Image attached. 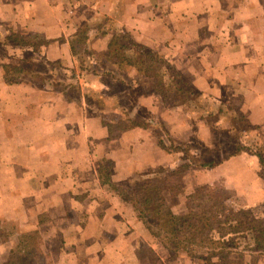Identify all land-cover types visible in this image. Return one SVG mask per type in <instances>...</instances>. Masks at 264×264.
<instances>
[{
  "label": "crops",
  "instance_id": "obj_1",
  "mask_svg": "<svg viewBox=\"0 0 264 264\" xmlns=\"http://www.w3.org/2000/svg\"><path fill=\"white\" fill-rule=\"evenodd\" d=\"M86 7L85 0H0V220L13 218L18 230L0 243V249L8 244L2 264L18 236L33 231L46 252L58 247L50 252L55 264H194L160 242L150 262L133 230L149 235L134 212L113 196L114 203L99 206L97 160L112 162L113 180L126 179L180 160L158 147L155 127L163 124L174 143L194 135L179 109H166L156 91L140 89L147 78L134 68L110 71L109 44L120 32L130 35L163 55L196 92L219 103L240 100L251 123L264 127V0H95L84 16ZM13 34L47 43L34 52L8 40ZM26 62L43 63L42 87L4 81V66L17 63V74H27ZM61 69L62 91L56 88ZM72 86L74 98L66 93ZM139 109L146 111L140 118L146 128L117 137L102 122L109 115L113 125ZM250 158L236 155L196 171L208 177L198 184L225 185L248 207L264 201Z\"/></svg>",
  "mask_w": 264,
  "mask_h": 264
},
{
  "label": "rangeland",
  "instance_id": "obj_2",
  "mask_svg": "<svg viewBox=\"0 0 264 264\" xmlns=\"http://www.w3.org/2000/svg\"><path fill=\"white\" fill-rule=\"evenodd\" d=\"M94 1L95 0H85V2L88 4V7H86V11L83 14L84 16H89L91 14V4ZM77 11L78 9H76L74 13ZM30 36L32 35H27L25 40L37 43L35 41L36 38L29 39L28 37ZM126 38H128V40ZM112 41H117L119 46L125 45L126 47L120 49L118 46H115L113 48L116 49V52L113 54L111 51L108 61L111 63L110 65L114 66V68L110 70L108 68L110 65L106 67V69L108 68L110 71L116 69L118 72L127 73L128 69H131L132 67L126 63V59L140 55H147L149 53L152 56L157 58L159 57L163 60V62L170 65L163 55L150 52L151 49H146L142 45L135 43L134 40L130 38V35L128 36L124 32H120V35L115 36ZM39 47H42V45L39 44ZM82 56L83 58L85 57L84 59H86L85 55ZM41 64L43 63H34L30 65L28 62H26V64L23 66L25 67V72L27 74H14V76L10 78V83L29 81L34 86L42 87L44 84H42V77L39 75V72L41 69L44 72L45 69H43V65ZM16 65L17 63L12 64V67L17 68L18 65ZM158 65H161V62H158ZM166 67V65H163V72ZM138 74L142 77V79L147 78L145 81L146 84L143 82V85L140 86L141 90L149 92L156 91L155 82L151 77H146L141 72H138ZM178 74L182 80L189 83L186 76H183L180 72ZM66 75L67 74L62 69L58 72L57 77L60 79V82H58L56 88L60 91H62L61 81H64V76ZM164 77V83L160 84L159 88L168 92L169 96L165 101H162V106L170 110H180V121H184L185 125L183 127L185 129L192 130L194 134L193 136L191 135L192 139L188 142H173L176 146L181 145V147L183 146V149H186L182 152L179 151L170 153L171 155H175L174 157L180 156V160L174 166L168 165L165 167L157 166L154 168H147L146 170L135 173L129 178L118 181L113 180L112 177L114 174V165L112 162L104 158L97 160L94 167H96L97 171H100V173L98 172V175L102 185V188L100 189L102 192L100 194L99 206L104 208L109 206L111 203H114L115 201L112 199L113 196L120 203L130 208L134 212L135 219L140 222V224L146 229V233L149 235V238L146 236L142 238V234H140L139 231L133 230L139 234V237L142 241L137 243L139 247H142V249H140L142 255L147 256L150 262L155 261L156 256L153 249L156 247V242H160L163 246L164 242L170 244V254L173 257H177L180 254L184 255L186 253L180 248L177 250L173 249L175 247V239L179 237L178 239L181 241H188L191 239V236L193 240L196 239L198 244L202 247L193 242V245L188 247L189 249H192L194 254L190 257V259L194 261V264H204L200 260V257H205V253L208 251V249H210L209 247H212L210 245L211 242L209 239L211 238V235L215 237V232L205 231V233L202 235V232L200 231V225L203 219H209L213 215L217 214V210L210 208L211 203L207 202L206 199H218V201L224 202V204H226L228 207L235 210H249L252 212L254 219H259L262 221L264 220V201L248 207L246 204L247 201L245 199L238 198L235 190L225 185H220L217 183L212 185L205 183L198 184L200 179L207 177V174L196 171H203L206 169L209 170V167H199L196 165V162L198 160H213L215 162L219 161L222 163L224 160L236 155L249 156V159L252 157L254 161H257L258 178H260L264 184V166L259 163L258 158L259 156L264 163V127L257 125L256 123H251L250 118L246 117L243 112V102H240V100L230 99V102L219 103L216 100L204 95L194 98L192 94L184 95L187 89L184 87L182 93L176 94V89H174L173 85L169 84L167 81L169 76L164 75ZM113 88L114 90H118L120 86L116 85ZM191 88L194 89V87ZM66 93L67 96L71 98L77 96L76 89L73 88V86L70 87ZM197 93L199 92L197 91ZM185 97L186 100L182 103ZM104 110L107 111L108 109ZM107 114L108 111L104 112V115ZM136 114H138V117H136ZM145 115L146 111L139 109L137 113L134 112L131 115V117L135 119H131L129 116H125L122 119L119 118L121 120L115 121V123L112 125L114 134H116L118 137L122 131V127L126 126L128 121L144 123V121L140 118L143 119ZM114 118L116 117H111L108 115L107 118H102V122L105 125L109 122L108 120H113ZM155 128L157 130L156 135L158 138L164 139V144L168 146V143L165 141V137H169V132L166 127L161 124ZM179 131L181 132V129ZM114 134L112 133V135ZM203 143H206L211 147L206 148ZM201 154L202 157L199 159ZM182 165L187 166L186 168L183 167V170L181 169L180 171L182 172L180 173L178 170ZM196 191L199 192L198 198L189 201V209L191 208V218H189L185 224H183L186 225V227L192 224V229H186V233L185 231H182L183 229L177 232V227H174L171 223H169L164 215L166 214L167 210L173 213L175 216H183L185 214L187 215V197ZM192 215H195V217ZM212 225H214L213 222ZM148 226L151 230L147 228ZM17 231L18 230H16L14 226L13 218L9 217L6 220H0V243L5 240L8 241V239L14 236V233L17 235ZM23 235L28 234H22L18 236V245H15L11 248L12 254L11 251L10 253H7L8 258H28V250L30 251L32 247L33 249L36 248L37 245L38 251L43 254V259L41 260L40 264H55L54 257L51 256L50 252L58 250L57 246H53V249H55L54 251L50 250V252H46L44 247H42V240L37 239L28 241L30 239H27V241L24 242L19 238ZM254 236L255 232L238 234L235 236L232 235V238L229 239L234 240L229 242L232 244L234 243L235 246H231L229 249L232 253L230 255V259L236 262L235 258H232V256H236L235 254L233 255V253H236L237 255H244V264H251L250 261L253 258L256 259L255 264H264V254L258 253L253 248ZM212 239L215 238L212 237ZM15 240L17 242V239ZM14 243L15 242L12 243V246ZM27 243L31 244L28 245ZM7 246L8 244L6 247ZM6 247L0 249V264L4 262L2 258H6ZM42 248L44 252L42 251ZM213 261L215 262L216 259L213 258Z\"/></svg>",
  "mask_w": 264,
  "mask_h": 264
},
{
  "label": "trees",
  "instance_id": "obj_3",
  "mask_svg": "<svg viewBox=\"0 0 264 264\" xmlns=\"http://www.w3.org/2000/svg\"><path fill=\"white\" fill-rule=\"evenodd\" d=\"M12 42L16 43L19 46L25 47L28 46L29 48H31L34 52L37 51V49L39 48V44L44 46L46 45L47 42H45L43 39H41L39 36L37 35H32L30 37H28L29 39H35L36 38V42L34 43L33 41H28L25 40V38L22 37H18L16 35H11L9 37ZM128 40V38H126ZM115 46H118V48L123 49L126 46L125 45H120L119 43H117V41H111L109 44V48H108V53H107V59L110 57L111 55V51L114 54L116 52V49H113ZM143 49V48H142ZM158 62H161V65H158ZM126 63L134 68L137 72H141L143 73L146 77H151L154 82H155V88H156V92H158L159 96L162 98V101H165L169 94L166 91H163L161 88H159L160 84L164 83V75H168V79L167 81L169 82V84H172L176 94H180L183 92V87L187 88L186 89V94H192L193 97H197V96H202V94L195 92L194 89H192L191 87H189V83H187L186 81L182 80L181 77L179 76V74L177 73V71L174 70V68H172L170 65L166 64L165 62H163L162 59H160L159 57H155L149 54L147 55H140L137 57H132L129 59H126ZM163 65H166V69H164L163 72ZM165 67V66H164ZM4 70V74H3V79L6 83H10L11 80L10 78H12L14 76V74L19 73L20 71V67L17 66V68L15 67H11V66H4L3 67ZM178 79V80H176ZM189 89H188V87ZM185 99L182 101L185 102ZM152 124L149 122V125ZM105 126L108 128V130L110 131V133H113V127L110 123H106ZM147 124L145 123H139V122H134V121H128L127 125L122 127V131H126V130H131L133 128H146ZM165 141L168 143V146H166L164 144V139L162 138H157V145L158 147H160L163 151H165L166 153H173V152H179V151H185L186 149H183V146L181 147V145L176 146L173 141L169 138V137H165ZM202 154L199 156V159H201ZM259 158V163L262 164L264 166V163L262 161V159L258 156ZM220 162H215L213 160H208V161H201L198 160L196 162V165L199 167H203V168H211L214 167L216 165H218ZM187 165H182L178 172L185 167L186 168ZM183 170V169H182ZM182 171H180L181 173ZM147 190V189H146ZM199 196V192H195L191 195H189L187 197V203L186 205L188 206V214L183 215V216H175L173 213H171L170 211L167 210L166 214L164 215V217H166L167 221L169 223H171L174 227L176 226L177 229L176 231L179 232V230L183 229L182 231H185L186 229H192V224L187 226L183 225L185 224V222L191 218V208L189 209L190 203L189 201L192 199H197ZM207 202L211 203L210 208L216 209V213L215 215H213L212 217H210L209 219H203V221L201 222V227H200V231L203 233H205V231H214L215 232V237L213 235H211V238L209 239V241L212 243H210V245L212 247H209L210 249H208V251L205 253V257H200V260L204 263V264H244V255L239 254L237 255L236 253H233V255L235 254L236 256H232V258H235L236 262H234L232 259H230V255L232 254L231 251L229 250L230 247H234V243H230L232 242L234 239H229L232 238L231 236H235L238 234H247L249 232H255V236L253 238V248L258 252V253H262L264 254V220H259V219H254L253 218V214L251 211L249 210H242V209H238L235 210L233 208L228 207L226 204H224V202H220L218 201V199L213 200V199H206ZM165 207V206H164ZM195 217V215H192ZM201 221V219H200ZM212 222L214 223V225H212ZM211 223V225H210ZM198 224V223H197ZM149 229V226L147 227ZM151 230V229H149ZM186 233V231H185ZM211 234V233H209ZM190 235V234H189ZM195 236V235H194ZM202 237V236H201ZM215 238V239H212ZM179 238V237H178ZM175 239L174 244L175 247L173 249L177 250L178 248L182 249L189 257H191L193 254L192 249H189L188 247L193 245V242L195 244H197L198 246H201L198 244V242L195 240H193V238L190 236V240H180V239ZM197 238V237H195ZM244 238V237H243ZM27 239H30L28 241H32V240H37L40 239V235L38 233V231H33L31 233H29L28 235H23L20 237L21 241L26 242ZM217 239V240H216ZM215 240V241H214ZM230 241V242H229ZM191 243V244H190ZM230 243V244H229ZM28 245L31 243H27ZM39 244V243H38ZM164 246L168 248V250H171L170 244L164 242ZM202 247V246H201ZM31 248V247H30ZM12 254V251H11ZM27 256V255H26ZM28 258L25 259H19V258H13L10 257L9 260L5 263V264H40L41 260L43 259V254L38 251L37 249V245L36 248L33 249V247L30 249V251L28 250ZM213 258L216 259V261H213ZM256 258V257H255ZM251 264H255L256 263V259H252L250 261Z\"/></svg>",
  "mask_w": 264,
  "mask_h": 264
}]
</instances>
